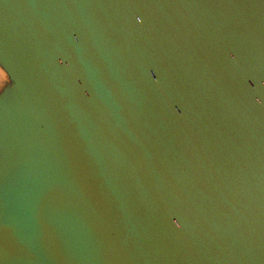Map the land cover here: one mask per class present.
I'll list each match as a JSON object with an SVG mask.
<instances>
[{"label": "water", "instance_id": "95a60500", "mask_svg": "<svg viewBox=\"0 0 264 264\" xmlns=\"http://www.w3.org/2000/svg\"><path fill=\"white\" fill-rule=\"evenodd\" d=\"M0 264H264V0H0Z\"/></svg>", "mask_w": 264, "mask_h": 264}, {"label": "rangeland", "instance_id": "374dc122", "mask_svg": "<svg viewBox=\"0 0 264 264\" xmlns=\"http://www.w3.org/2000/svg\"><path fill=\"white\" fill-rule=\"evenodd\" d=\"M7 74L0 66V87L7 81Z\"/></svg>", "mask_w": 264, "mask_h": 264}]
</instances>
